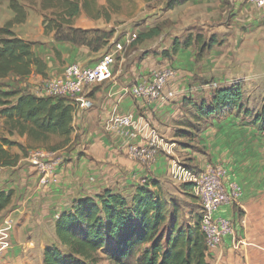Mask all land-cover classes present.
I'll list each match as a JSON object with an SVG mask.
<instances>
[{"label": "crops", "instance_id": "crops-1", "mask_svg": "<svg viewBox=\"0 0 264 264\" xmlns=\"http://www.w3.org/2000/svg\"><path fill=\"white\" fill-rule=\"evenodd\" d=\"M164 15L166 18L151 26L161 28L159 35L153 37L157 39L156 54L140 60H129L128 56L119 54L120 60L113 64L112 77L81 94L92 102V108L73 113L72 145L70 150L55 152L59 165L50 188L37 191L33 185L37 184V176L24 159L16 167H0V191L14 192L11 205L0 214V241L5 240V230L12 229L9 219L13 223L18 216L22 218L25 209L18 207L31 198L32 190L39 192L44 201L42 211L55 204L62 212L70 198L97 195L104 190L133 195L135 188L145 181L164 200L172 190L181 187L168 175L172 157L159 149L148 148L142 141L143 134H136L131 128L106 131L105 122L116 109L118 114L132 115L140 127L153 128L167 143L174 144L172 156L184 166L196 170L218 166L227 171V179L235 181L242 189L241 209L246 217L238 229L250 245L245 258L264 259L262 253L251 249L263 243L257 238L264 237L263 222L256 221L264 214L261 203L264 199L261 195L264 134L252 126H241L242 117L236 115L221 120L198 119L196 115L201 102L208 103L216 89L237 84L255 85L258 89L264 85V7L257 8L248 0H188ZM164 21L169 28L162 29L166 27ZM197 35L203 36L205 41L212 36L217 40L201 60L197 59L199 45L195 42L188 48H180L173 56L161 55L171 53L175 40L180 44L187 37ZM126 41L123 37L116 46ZM33 51L46 65V79L61 75L68 64L93 67L100 60L95 58L98 53L55 43L52 38L49 45L34 46ZM138 52L137 48L132 53ZM162 69H171L172 77L155 98H135L129 94L131 88L145 85L152 72ZM26 79L31 86L30 93L42 96L43 78L32 74ZM196 126H199L198 131ZM19 140L24 143L25 137ZM192 145L203 154L193 151ZM24 193L28 194L27 199L21 197ZM18 200L19 206L16 205ZM214 215L232 218L233 212L229 207H222ZM227 255V261L241 257L239 253L238 257Z\"/></svg>", "mask_w": 264, "mask_h": 264}, {"label": "trees", "instance_id": "trees-1", "mask_svg": "<svg viewBox=\"0 0 264 264\" xmlns=\"http://www.w3.org/2000/svg\"><path fill=\"white\" fill-rule=\"evenodd\" d=\"M6 1L12 18L0 27V119L9 137H25L27 142L38 144L53 136L60 138L58 148L47 149L56 152L70 144L74 107L69 99L38 97L2 83L26 79L32 74L47 77L46 65L33 51L35 43L18 37L12 29L26 22V7L38 6L45 13L41 21L44 35H50L55 43L98 53L112 34L75 28L73 22L81 13L98 19L104 8H98L93 16L92 0ZM187 1L169 0L166 9L172 10ZM160 30L150 28L137 35L135 44L158 36ZM192 42L199 45L198 60L217 44L214 36L207 41L201 35L189 36L180 44L175 40L171 53L161 55L173 56ZM243 100L239 84L216 89L211 100L201 102L197 108V118L221 120L236 115L242 117L241 126H252L264 134V102L253 114ZM10 147H16L21 154L11 155ZM29 149L33 148L1 137L0 167H16ZM150 185L146 181L138 185L130 200L110 190L74 200L55 220L54 233L60 246L44 248L43 264H98V255H103L109 264H209L200 217L181 222L175 209H170L169 203ZM181 187L190 190L188 185ZM13 195V190L0 191V214L11 205Z\"/></svg>", "mask_w": 264, "mask_h": 264}, {"label": "rangeland", "instance_id": "rangeland-1", "mask_svg": "<svg viewBox=\"0 0 264 264\" xmlns=\"http://www.w3.org/2000/svg\"><path fill=\"white\" fill-rule=\"evenodd\" d=\"M95 3V9H93V16L97 15V9L102 7V16L98 19L89 18L84 13H81L78 18L73 22V26L79 27L83 30H98L101 32H110L112 36L106 43V46L103 47L98 54H96V59H101L107 54H115L114 63L118 62L119 54L128 56L129 60H140L143 56L156 54L154 50L156 47L157 39L145 40L140 44H135L137 35L143 33L142 29L149 30L153 24H155L161 18H166V4L169 0H92ZM28 12L27 20L24 24L15 25L13 27V32L20 38L35 43V46H47L51 40L50 35H44L42 27V16L45 13H42L38 6L26 7ZM155 9V12H153ZM12 13L7 7L6 0H0V27L3 26L6 22L11 20ZM108 18V19H107ZM165 28H169L167 21H164ZM142 28V29H141ZM161 29V28H160ZM167 31V30H166ZM140 32V33H139ZM123 37L127 38L126 43L119 44L121 46H116L118 41H121ZM192 37V36H191ZM203 37V36H202ZM204 38V37H203ZM216 40V39H215ZM217 42V40H216ZM116 46V47H114ZM139 50L138 53H132L135 50ZM130 55V56H129ZM2 83H9L10 89L12 90H22V91H31L30 83L27 79L13 80L8 79ZM243 92V103L244 106L249 108L253 114L257 113L263 102H264V85L262 84L260 88H255V85H244L239 84ZM246 99V100H245ZM242 120V119H241ZM251 120V119H248ZM241 123V122H240ZM199 127V126H198ZM196 126L195 130L198 131ZM8 138V140L17 142L24 146H31L33 149H51L58 148L61 144V139L53 136L49 138L46 142H27L26 138L24 143H21L18 136L14 135L9 137L6 130L3 127L2 119H0V138ZM195 135H191L193 139ZM71 141V140H70ZM189 144V142L187 143ZM72 144H67L63 148L64 150H70ZM191 149L195 152L203 154L199 148L192 145ZM28 148V147H27ZM61 149V150H63ZM32 149H29L30 151ZM58 150V151H61ZM48 151V150H47ZM9 152L11 155H20L21 152L16 147H10ZM52 152V151H51ZM181 163V162H180ZM187 168H190L187 166ZM196 170V169H194ZM227 173V171H225ZM228 176L226 175V179ZM228 180V179H227ZM231 182L232 180H228ZM235 182V181H234ZM238 184V183H237ZM37 191H42L44 188L38 187L34 182ZM239 185V184H238ZM50 188V185L48 186ZM47 188V189H48ZM262 193L264 196V185L261 187ZM111 191V190H110ZM182 191V192H181ZM39 192H31V198L29 197L28 201L18 205L19 200L16 202L18 208H24L25 212L22 215V218L15 219V222L12 223V220L9 219V227L12 229L5 230V239L0 241L4 244L3 253L0 257V264H43V250L48 246L59 247V242L57 241L54 233V223L57 217L60 215V206H55V204L42 211V197ZM112 192V191H111ZM28 193V191H27ZM21 194L26 196L27 194ZM102 193V192H101ZM99 193V194H101ZM118 194V193H117ZM98 195V194H97ZM127 200H130L132 195L124 192L121 194ZM20 196V195H19ZM94 197L95 195H89ZM14 197V195H13ZM70 197V196H69ZM20 198V197H19ZM34 198L36 201H34ZM76 200V199H75ZM169 205L170 209H175L176 213L180 217L181 222H190L196 216L200 215V208L198 202L190 190L185 188H178V190H172L170 194L166 196L165 199ZM73 199H69L65 207L66 209L71 206ZM35 202L37 204H35ZM264 205V199L261 202ZM229 207V206H222ZM220 207V208H222ZM241 207V200H240ZM232 209L233 218H238V220H245V212L242 209L236 207H229ZM20 210V209H18ZM42 211V212H41ZM23 213V212H22ZM27 214V216H26ZM236 214V217L234 216ZM221 218L231 219L227 216H219ZM20 220V221H19ZM263 222L264 225V214L262 218H257L256 221ZM12 223V224H11ZM264 227V226H263ZM262 244L251 245L252 251H259L264 256V237L263 239L257 238ZM243 245H240L238 251H232L231 248L222 247L216 250L211 257H209L210 264H264V259H246L244 253L246 249L249 248L244 239ZM227 253H230L233 257L237 256L238 253L241 255L240 259L236 261H227ZM98 264H109L103 255H98ZM235 259V258H234ZM223 261V262H222Z\"/></svg>", "mask_w": 264, "mask_h": 264}, {"label": "built area", "instance_id": "built-area-1", "mask_svg": "<svg viewBox=\"0 0 264 264\" xmlns=\"http://www.w3.org/2000/svg\"><path fill=\"white\" fill-rule=\"evenodd\" d=\"M248 2L257 8L264 7V0H248ZM114 57V53L107 54L93 67H83L78 64L66 65L61 75L42 79V96L38 97L69 99L74 112L91 109L92 102L83 98L81 94L87 88L100 85L112 77ZM171 77V69L154 71L149 75L145 85L131 88L129 94L135 98H155ZM124 128H131L136 134H143L142 141L151 150L159 149L172 157L168 171L169 178L178 186L188 185L198 202L199 226L205 238L208 259L222 247L238 251L240 245L245 244L238 229L239 224L243 225V220L233 217L231 219L216 218L214 215L222 206L241 209L242 189L236 182L226 180L225 169L218 166H207L202 170L187 168L172 156L174 144L167 143L155 129L140 127L132 115L118 114L117 110L113 109L105 122L106 131L120 132ZM23 159L33 168L38 187L46 188L55 182L56 169L59 165L55 152L32 149ZM234 216L236 217V214ZM3 249L4 244L0 242V257Z\"/></svg>", "mask_w": 264, "mask_h": 264}]
</instances>
